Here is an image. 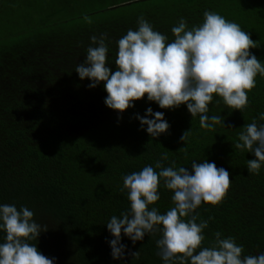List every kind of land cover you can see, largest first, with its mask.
<instances>
[{"label": "trees", "instance_id": "1", "mask_svg": "<svg viewBox=\"0 0 264 264\" xmlns=\"http://www.w3.org/2000/svg\"><path fill=\"white\" fill-rule=\"evenodd\" d=\"M205 11L249 33L257 45L249 51L264 64V0H0V205L27 207L48 228L28 243L54 264H164L159 232L135 244L122 233L124 258L113 259L114 237L106 225L130 208L123 177L155 169L157 161L191 171L192 162L207 160L226 169L231 183L222 202L196 209V222H208L202 247L220 232L243 246L242 255L264 253V165L259 174L248 173L254 155L233 147L245 124H264V77L257 74L241 111L213 94L207 115L221 116L225 127L212 131L200 127L199 115L192 117L186 104L162 109L147 95L118 113L104 102V82L90 89L91 80L75 72L95 46L93 35L107 34L106 63L115 71L117 41L138 29L140 17L170 43L181 18L190 30L202 24ZM148 108L163 112L170 125L156 138L136 119ZM189 129L184 144L180 137ZM182 147L187 151H177ZM158 193L150 207L166 214L173 193L162 180ZM5 237L0 230V244ZM138 250V259L128 254Z\"/></svg>", "mask_w": 264, "mask_h": 264}, {"label": "clouds", "instance_id": "2", "mask_svg": "<svg viewBox=\"0 0 264 264\" xmlns=\"http://www.w3.org/2000/svg\"><path fill=\"white\" fill-rule=\"evenodd\" d=\"M203 16L202 24L190 30L181 18L171 29L175 39L170 43H166L167 36L154 31L140 17L138 29H129L117 41L115 71L106 63L107 34L93 35L90 39L95 46L86 50L87 55L75 72L81 80H91L90 89L104 82L107 92L104 102L118 113L134 107V101L147 95L148 101L156 102L162 109L186 104L192 117L199 115L202 129L214 131L216 125L224 126V119L207 115L213 94L222 97L227 107L241 111L248 106L247 92L256 86L257 74L264 77V64L249 51L257 47L256 41L237 23L212 11H205ZM136 119L142 128L147 126L146 132L152 138L170 127L164 113L153 112L151 108L145 116L137 115ZM259 119L264 120V113ZM242 128L240 142L233 147L254 155L255 159L247 160V170L259 174L264 165V124L254 120ZM189 133L190 129L183 132L182 143L185 144ZM177 151L187 149L182 147ZM161 159L167 160L168 156L165 154ZM155 169L149 165L123 177L121 191L127 190L130 208L106 223L114 237L109 242L113 259L124 258L127 246L121 243L122 233L135 244L146 234L159 232L156 244L164 264H264V253L242 255L243 246L233 237L221 238L220 232L214 234L215 240L210 246L202 247L203 230L208 222H196L199 215L196 209L202 203L215 206L222 202L231 183L226 169L217 168L207 160L192 162L191 171L186 167L176 168L174 161L171 167L157 161ZM161 180L173 193V206L166 214L150 207L160 200ZM33 216L27 207L18 210L14 205H0V230L6 233L5 242L0 244V264H54L55 258L49 259L36 245L28 243L38 240L41 232L48 230L36 223ZM128 254L136 259L140 256L139 250Z\"/></svg>", "mask_w": 264, "mask_h": 264}]
</instances>
